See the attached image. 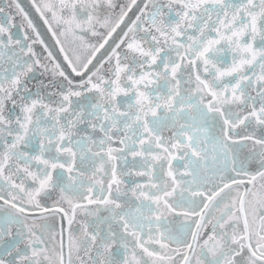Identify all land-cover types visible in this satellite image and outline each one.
Listing matches in <instances>:
<instances>
[{"label":"snow or ice","instance_id":"1","mask_svg":"<svg viewBox=\"0 0 264 264\" xmlns=\"http://www.w3.org/2000/svg\"><path fill=\"white\" fill-rule=\"evenodd\" d=\"M0 5V264H264V0Z\"/></svg>","mask_w":264,"mask_h":264},{"label":"water","instance_id":"2","mask_svg":"<svg viewBox=\"0 0 264 264\" xmlns=\"http://www.w3.org/2000/svg\"><path fill=\"white\" fill-rule=\"evenodd\" d=\"M19 2L21 3V5L23 7H25L26 10H28V8L31 9V5H30L29 0H19ZM33 20L35 23H38V22H36L38 19H33Z\"/></svg>","mask_w":264,"mask_h":264},{"label":"flooded vegetation","instance_id":"3","mask_svg":"<svg viewBox=\"0 0 264 264\" xmlns=\"http://www.w3.org/2000/svg\"><path fill=\"white\" fill-rule=\"evenodd\" d=\"M3 3H5V1L4 0H0V5H2Z\"/></svg>","mask_w":264,"mask_h":264},{"label":"bare ground","instance_id":"4","mask_svg":"<svg viewBox=\"0 0 264 264\" xmlns=\"http://www.w3.org/2000/svg\"><path fill=\"white\" fill-rule=\"evenodd\" d=\"M31 15H32V18H34V16H35V13H31Z\"/></svg>","mask_w":264,"mask_h":264}]
</instances>
